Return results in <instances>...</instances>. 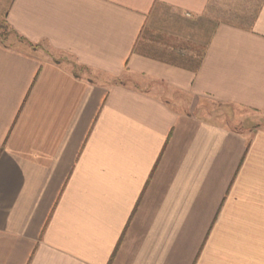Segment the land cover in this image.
<instances>
[{
  "label": "crops",
  "instance_id": "0c3cea01",
  "mask_svg": "<svg viewBox=\"0 0 264 264\" xmlns=\"http://www.w3.org/2000/svg\"><path fill=\"white\" fill-rule=\"evenodd\" d=\"M3 21L0 264H264V0H9Z\"/></svg>",
  "mask_w": 264,
  "mask_h": 264
},
{
  "label": "rangeland",
  "instance_id": "374dc122",
  "mask_svg": "<svg viewBox=\"0 0 264 264\" xmlns=\"http://www.w3.org/2000/svg\"><path fill=\"white\" fill-rule=\"evenodd\" d=\"M9 0H0V22L3 23L4 25V21H3V16H4V9L7 5ZM7 31V40H13L14 37L13 35H10L8 28L5 29V32ZM122 81L126 80V78L122 77L121 79ZM203 104L204 106H206L208 108V110L213 113V118L215 119V121H222V122H228V120L230 119L231 124H233L232 122L235 120V114L236 112H240V109L238 108H234V107H229V106H223L220 104H217L213 101L207 100V99H201L200 104Z\"/></svg>",
  "mask_w": 264,
  "mask_h": 264
},
{
  "label": "trees",
  "instance_id": "16d2710c",
  "mask_svg": "<svg viewBox=\"0 0 264 264\" xmlns=\"http://www.w3.org/2000/svg\"><path fill=\"white\" fill-rule=\"evenodd\" d=\"M6 28H7L6 24L4 23L3 25V23L0 22V39L1 40H5L7 37V31L5 32ZM199 62H200V59L198 58L197 63L199 64Z\"/></svg>",
  "mask_w": 264,
  "mask_h": 264
}]
</instances>
